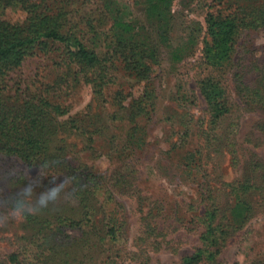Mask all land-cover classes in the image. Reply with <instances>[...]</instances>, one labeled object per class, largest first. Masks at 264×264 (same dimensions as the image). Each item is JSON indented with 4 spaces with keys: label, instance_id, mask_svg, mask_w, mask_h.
Here are the masks:
<instances>
[{
    "label": "rangeland",
    "instance_id": "1",
    "mask_svg": "<svg viewBox=\"0 0 264 264\" xmlns=\"http://www.w3.org/2000/svg\"><path fill=\"white\" fill-rule=\"evenodd\" d=\"M33 1H44L79 24L86 46L105 63L108 83L95 89L55 45L9 74V103L49 89L69 108L62 120L80 118L75 126L86 130L63 135L65 164L59 170H91L101 175L102 190L90 206L93 223L86 233L80 225L87 223L85 204L64 174L53 183L54 172L38 177L40 167L1 153L0 213L9 211L33 177L39 191L53 185L66 191L40 214L0 219V262L183 264L204 247V216L218 207L217 223L226 233L211 248L219 249L215 260L201 264H264V0H171L161 23L148 18L146 0ZM113 14L137 26L138 41L153 48L148 79L127 72L115 53L122 34L113 26ZM209 16L230 17L238 24L232 60L222 66L207 65L203 57ZM24 17L19 4L4 13L5 19ZM177 48L180 61L173 60ZM208 79L226 90L229 113L217 121L201 94ZM131 107L139 115L135 119ZM131 136L142 140L136 149L127 144ZM116 173L126 181H117ZM237 202L252 207L242 226L232 210ZM107 214L118 218L115 238L108 235ZM35 217L53 222L62 217L63 231H45L46 241L42 234L32 238L38 233L27 221Z\"/></svg>",
    "mask_w": 264,
    "mask_h": 264
},
{
    "label": "trees",
    "instance_id": "2",
    "mask_svg": "<svg viewBox=\"0 0 264 264\" xmlns=\"http://www.w3.org/2000/svg\"><path fill=\"white\" fill-rule=\"evenodd\" d=\"M171 0H146L147 16L157 23H161L167 17L165 9ZM37 4L33 0H0V154L15 156L29 167L47 165L54 173L53 183L58 181L60 172L63 180L71 186L78 188L76 195L85 204L87 223L81 222L86 230L92 229L93 216L91 204L102 190V177L91 170H59L65 164L64 134L77 132L84 133L86 130L81 126H75L80 118L62 120L69 113V108L51 96L47 87L45 93H39L32 99H25L19 103H9L10 97L5 88L6 79L16 69L23 66L24 62L39 52L48 53L53 46L59 45L65 55V61L69 65H75L79 74H82L87 83L93 84L95 89L102 90L108 83L107 68L104 61L94 51L89 49L83 40V29L78 23L69 19V14L56 9H48L44 1ZM21 5L24 18L5 19V11L15 5ZM113 26L120 34L121 40L116 45L115 53L123 60L127 72L143 81L149 78L152 65L155 64L154 50L147 46L146 40L138 41L139 30L133 23L123 20L119 15L113 14ZM73 21V22H72ZM75 23V24H74ZM75 25V26H74ZM208 31L204 40L203 57L205 63L210 66H222L232 60L235 52V41L238 33V24L230 17L217 18L209 16L207 19ZM74 26V27H73ZM71 27L75 30H73ZM162 34L163 33V30ZM149 49L146 50V48ZM183 54L180 49L173 51V60L180 61ZM3 87V88H2ZM201 94L213 111L214 120H220L228 115L229 107L225 88L213 80H205L201 84ZM48 95V96H46ZM12 97V96H11ZM13 98V97H12ZM148 111V107H145ZM130 117L135 119L138 115L131 107ZM139 116V115H138ZM141 139L131 138L127 144L129 147L138 148ZM132 167V166H130ZM81 170V171H80ZM117 181L124 183L125 175L118 174ZM251 187L245 186L244 193L248 194ZM126 192L124 189L119 190ZM218 207L208 210L204 216L206 231L202 237L204 247L196 253L184 259L183 264H201L203 261H214L217 252L211 248L218 247L219 241L225 235L223 223H217ZM237 214L235 220L241 221V226L251 217L252 207L249 203L237 202L232 209ZM108 235L115 238L117 234L116 223L118 218L115 214H107ZM62 217L56 220H41L38 217L34 221L27 222L32 230V238L45 231L58 234L63 231ZM71 221L70 218H64ZM235 222V221H234ZM53 225V227H51ZM37 226L41 228L37 230ZM225 227H232L225 225ZM88 230L86 231V233ZM47 236H44L46 241ZM14 256L13 258H15ZM16 259V258H15ZM12 259V261H15ZM0 264H4L0 262Z\"/></svg>",
    "mask_w": 264,
    "mask_h": 264
},
{
    "label": "clouds",
    "instance_id": "3",
    "mask_svg": "<svg viewBox=\"0 0 264 264\" xmlns=\"http://www.w3.org/2000/svg\"><path fill=\"white\" fill-rule=\"evenodd\" d=\"M51 169L45 165L41 166L38 177H43ZM25 176H30V172L24 174ZM31 183L26 184L19 193L18 198L11 203L9 211L6 213H0V219L5 221L9 219L13 220H23L29 215L40 214L43 210L47 209L49 206L56 204L63 198V194L66 189L60 188L58 186H51L44 191H39L40 185L37 182V178H31ZM39 192L38 195L34 193ZM33 197H35L33 199ZM29 200L31 203L26 206L25 201Z\"/></svg>",
    "mask_w": 264,
    "mask_h": 264
}]
</instances>
